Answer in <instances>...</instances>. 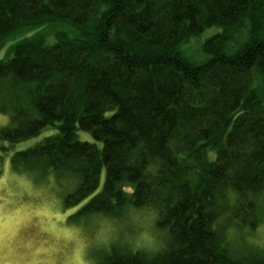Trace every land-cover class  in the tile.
Listing matches in <instances>:
<instances>
[{
  "label": "trees",
  "instance_id": "obj_1",
  "mask_svg": "<svg viewBox=\"0 0 264 264\" xmlns=\"http://www.w3.org/2000/svg\"><path fill=\"white\" fill-rule=\"evenodd\" d=\"M212 27L191 63L182 44ZM9 41L0 153L57 131L11 168L75 178L64 204L87 200L84 216L155 209L167 233L153 256L111 243L100 264H264L227 238L264 214V0H0V52Z\"/></svg>",
  "mask_w": 264,
  "mask_h": 264
},
{
  "label": "rangeland",
  "instance_id": "obj_2",
  "mask_svg": "<svg viewBox=\"0 0 264 264\" xmlns=\"http://www.w3.org/2000/svg\"><path fill=\"white\" fill-rule=\"evenodd\" d=\"M241 31L236 34L240 42L245 38ZM218 32L219 28L212 27L185 41L180 48L182 54L191 63L204 62L202 44ZM48 42H54L53 38ZM235 42L233 39L229 44L235 47ZM12 43L9 41L1 50L0 59L8 54ZM260 95L264 101V88ZM8 124L9 117L0 114V128ZM56 133V129L46 128L28 140L10 147L5 144L8 151L0 153V264H100L103 249L111 243L132 251L142 250L150 256L158 253L167 233L158 229L155 209L128 206L119 218L102 214L84 216L79 210L87 200L72 208L64 204V198L78 184L75 178L57 181L53 174L40 177L11 168L10 158L14 152L32 148ZM77 138L101 147L88 132L78 131ZM213 156L211 152L210 158ZM103 180L104 173L100 177V187ZM263 197L258 199L259 203ZM227 238L236 249L264 248V214L260 224L250 233L231 224Z\"/></svg>",
  "mask_w": 264,
  "mask_h": 264
}]
</instances>
